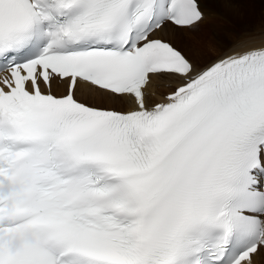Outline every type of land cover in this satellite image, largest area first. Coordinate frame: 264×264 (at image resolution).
Returning <instances> with one entry per match:
<instances>
[{
    "label": "snow or ice",
    "instance_id": "obj_1",
    "mask_svg": "<svg viewBox=\"0 0 264 264\" xmlns=\"http://www.w3.org/2000/svg\"><path fill=\"white\" fill-rule=\"evenodd\" d=\"M257 13L200 53L213 17ZM256 257L264 0H0V264Z\"/></svg>",
    "mask_w": 264,
    "mask_h": 264
},
{
    "label": "rangeland",
    "instance_id": "obj_2",
    "mask_svg": "<svg viewBox=\"0 0 264 264\" xmlns=\"http://www.w3.org/2000/svg\"><path fill=\"white\" fill-rule=\"evenodd\" d=\"M260 20H261V14L257 13L255 16H242L239 18H234L233 22L235 21L236 24L232 23V25H228L225 23L224 20H220V19L216 18V20H214L215 25H217V27L215 26L216 29L209 28L205 24L202 25L200 31L197 34L199 36V38L201 39V42H202L201 48H200V53L202 55H207V53H208V55L210 54L213 58H215L216 55L223 54L224 52L220 53L221 52L220 50L226 46L227 42L224 43L223 48H221V49L218 48L214 42V35L213 34L215 32L218 34L221 33L220 35H222V37H224V38H227L229 41H231L230 40V38H231L232 42H233L235 38H234V36H232V33L233 32H237V33L241 32L240 25H242V26L244 25V27L246 26L247 28H252V27L256 28L255 26L260 25ZM226 28L228 30H225ZM208 32H213V33H208ZM222 32H224V33H222ZM167 36L169 37L170 35L167 34ZM215 37H218L222 42H224V40L222 38H220L219 36L215 35ZM174 44L179 49H181L182 51H185V53H186V50L179 43V41L175 42ZM261 262L264 263V260Z\"/></svg>",
    "mask_w": 264,
    "mask_h": 264
},
{
    "label": "bare ground",
    "instance_id": "obj_3",
    "mask_svg": "<svg viewBox=\"0 0 264 264\" xmlns=\"http://www.w3.org/2000/svg\"><path fill=\"white\" fill-rule=\"evenodd\" d=\"M216 2H220V0H216ZM214 20H216V18L215 17H213L212 19H211V21L210 22H206L205 23V25L207 26V27H209V28H214V29H216V27H217V25H215V21ZM225 23L226 24H228V25H232V23L233 24H236V22L234 21H232L231 23H229V22H227V21H225ZM256 25V24H255ZM216 26V27H215ZM234 26V25H233ZM241 27V28H240ZM240 30H242V29H245V28H247L246 26L244 27V25L242 26V25H240ZM256 28H258L259 27V25L258 26H255ZM256 28H250V29H256ZM225 30H228L227 28L225 29ZM207 32V31H206ZM208 33H213V32H208ZM222 33H224V32H222ZM221 33H216L215 32V35H217V36H219L220 38H222L223 40H224V42H223V44L225 43V42H227L226 43V46L223 48V49H221L220 51V53H222V52H227L228 50H229V48L231 47V45H232V39L230 38V40L231 41H229L227 38H224V37H222V35H220ZM161 35H163L164 36V38L165 39H170L171 37L169 36H167V33H165V34H161ZM175 45V44H174ZM176 46V45H175ZM177 47V46H176ZM185 54H187V55H190V54H188V52L186 51V53ZM218 54V53H217ZM207 55H208V53H207ZM55 83V82H54ZM56 84V83H55ZM79 98L83 101V102H91L93 99H95L90 93H89V91L86 89V88H84V87H82L81 88V93H80V96H79ZM255 260H256V262H261V261H263L264 260V257H256L255 258ZM262 263V262H261Z\"/></svg>",
    "mask_w": 264,
    "mask_h": 264
}]
</instances>
